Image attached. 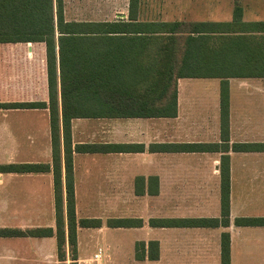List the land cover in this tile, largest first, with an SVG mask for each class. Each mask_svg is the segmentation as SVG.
I'll list each match as a JSON object with an SVG mask.
<instances>
[{
  "label": "crops",
  "instance_id": "crops-1",
  "mask_svg": "<svg viewBox=\"0 0 264 264\" xmlns=\"http://www.w3.org/2000/svg\"><path fill=\"white\" fill-rule=\"evenodd\" d=\"M244 12L243 9L244 21H264L249 19ZM139 15L144 17L141 12ZM127 17L128 14L115 20L125 21ZM255 34L258 39L264 36L263 32ZM120 47L129 52V45ZM137 59L143 65L152 60L149 53ZM134 60L129 53L115 59L124 66L133 65ZM227 82V142L221 137V80L213 77L178 78L176 115L172 117L71 120L72 148L89 143L101 147L98 152L74 151L72 155L76 216L103 221L101 227L77 229L78 264L91 260L101 248L82 252L79 235L90 230L100 234L130 231L132 256L137 264H221V235L228 232L230 264H264V225L234 223L237 217H264V151L231 148L233 143H264V120L259 117L264 116V77H232ZM233 87L252 96L234 98ZM224 154L229 160L228 226L149 225L150 219L221 218ZM39 163L49 165V170L2 169ZM109 218L139 219L142 223L107 227L104 223ZM36 229H41L42 234L0 235V264H60L45 44L0 42V230ZM149 241L158 243L157 259L148 258ZM136 244L141 259L135 257ZM110 249L109 245L102 249L107 260Z\"/></svg>",
  "mask_w": 264,
  "mask_h": 264
},
{
  "label": "trees",
  "instance_id": "trees-1",
  "mask_svg": "<svg viewBox=\"0 0 264 264\" xmlns=\"http://www.w3.org/2000/svg\"><path fill=\"white\" fill-rule=\"evenodd\" d=\"M140 12L141 0H128L125 21L68 20L64 0H0V42L45 44L55 237L60 264H66L67 260L69 264H78V228L103 225L99 218H78L75 213L73 152H98L101 147L89 143L72 148L73 118L172 117L176 115L178 78L213 77L221 80V137L227 142L228 78L264 77V36L258 39L255 34L264 33V21H244L238 0L230 21L145 19L140 18ZM122 44L130 46L129 52L121 49ZM127 53L135 58L133 65L115 61ZM146 53L152 60L143 65L137 58ZM158 110L162 113H157ZM231 148L264 151V143H233ZM221 159V218L150 219L149 225L228 226V155H222ZM2 169L40 172L48 171L49 165L16 164ZM141 223L139 219L109 218L104 225L131 227ZM234 223L264 225V217H237ZM48 233L51 235L52 230ZM5 234L40 235L42 230H0V235ZM157 256L158 243L149 241L148 258L154 260ZM135 257L141 259L138 252ZM221 264H230L228 232L221 235Z\"/></svg>",
  "mask_w": 264,
  "mask_h": 264
},
{
  "label": "rangeland",
  "instance_id": "rangeland-1",
  "mask_svg": "<svg viewBox=\"0 0 264 264\" xmlns=\"http://www.w3.org/2000/svg\"><path fill=\"white\" fill-rule=\"evenodd\" d=\"M238 1L245 11V17L264 20V0ZM64 5L65 17L68 20H115L119 16L128 14V0H64ZM234 5L235 0H141V14L143 18L152 17L162 20H223L231 17ZM231 92L234 98L239 97L241 100L252 96L249 92L246 94L238 92L235 87ZM259 117L264 120V116ZM41 141L40 133L39 142ZM79 239L82 243V252L92 253L96 247L104 250L106 246H110V259L107 260L105 253L102 252L101 264H137L132 256L130 231L110 230L100 234L90 230L81 232ZM138 250L137 244L136 252ZM90 262L91 260L84 263Z\"/></svg>",
  "mask_w": 264,
  "mask_h": 264
},
{
  "label": "built area",
  "instance_id": "built-area-1",
  "mask_svg": "<svg viewBox=\"0 0 264 264\" xmlns=\"http://www.w3.org/2000/svg\"><path fill=\"white\" fill-rule=\"evenodd\" d=\"M102 249L98 248L97 252L93 254L91 262L89 264H100Z\"/></svg>",
  "mask_w": 264,
  "mask_h": 264
}]
</instances>
